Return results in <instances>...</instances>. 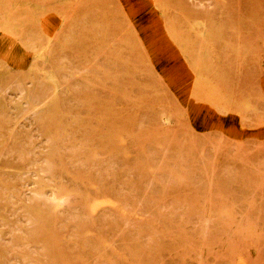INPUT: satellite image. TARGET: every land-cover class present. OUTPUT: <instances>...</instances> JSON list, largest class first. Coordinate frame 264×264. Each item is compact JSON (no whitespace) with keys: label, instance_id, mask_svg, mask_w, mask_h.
I'll use <instances>...</instances> for the list:
<instances>
[{"label":"rangeland","instance_id":"obj_1","mask_svg":"<svg viewBox=\"0 0 264 264\" xmlns=\"http://www.w3.org/2000/svg\"><path fill=\"white\" fill-rule=\"evenodd\" d=\"M0 264H264V0H0Z\"/></svg>","mask_w":264,"mask_h":264},{"label":"bare ground","instance_id":"obj_2","mask_svg":"<svg viewBox=\"0 0 264 264\" xmlns=\"http://www.w3.org/2000/svg\"><path fill=\"white\" fill-rule=\"evenodd\" d=\"M41 97V96H40Z\"/></svg>","mask_w":264,"mask_h":264}]
</instances>
